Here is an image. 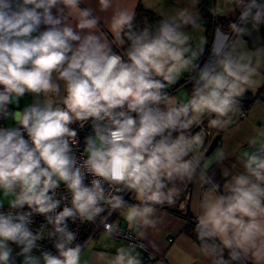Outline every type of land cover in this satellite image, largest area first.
I'll list each match as a JSON object with an SVG mask.
<instances>
[{"label": "clouds", "instance_id": "obj_1", "mask_svg": "<svg viewBox=\"0 0 264 264\" xmlns=\"http://www.w3.org/2000/svg\"><path fill=\"white\" fill-rule=\"evenodd\" d=\"M82 2L0 0V118L10 114L16 125L0 127V192L14 197L8 210L0 202V264H16L18 257L21 264H81L82 245L74 244L77 234L67 221L95 222L105 205L127 207L129 226L143 236V229L156 226L155 206L174 204L177 182H193L198 174L203 190L194 232L201 252L213 264H264V143L249 140L255 151L238 161L242 173L222 170L221 194L201 166L204 136L191 132L206 115L214 117L208 121L213 128L232 124L238 98L259 86L254 78L264 48L238 51L217 29L211 57L198 68L204 47L192 51L185 29L199 27V17L188 9L142 29L135 27L134 11L116 9L107 24L110 42L99 31L100 16ZM232 3L226 11L241 9L240 24H264V3ZM112 7L113 0H98L99 12ZM230 28L239 37L248 32L237 23ZM125 43L122 53L113 48ZM190 68L198 69L191 96L177 102L166 89ZM27 94L33 103L10 111ZM74 124L91 128L82 162ZM226 159L219 153L221 163ZM110 190L133 191L139 203L128 205ZM34 214L45 221L36 231ZM104 220L108 235L117 231ZM46 238L55 253L42 246ZM136 247L117 248L109 264H141Z\"/></svg>", "mask_w": 264, "mask_h": 264}, {"label": "crops", "instance_id": "obj_2", "mask_svg": "<svg viewBox=\"0 0 264 264\" xmlns=\"http://www.w3.org/2000/svg\"><path fill=\"white\" fill-rule=\"evenodd\" d=\"M139 4L153 10L162 18L176 16L177 12L183 8L198 15L199 27L189 26L185 31L192 38V51H197L201 46L204 47L203 53L206 55V59L203 61V66L211 57V46L217 29L227 33L235 41L238 51H254L264 48V24L259 25L258 29L253 28L251 21L247 24H240L238 17L241 9L237 8L233 13L226 11V9L234 7L232 0H113V7L107 12H99L98 0H83L81 7H91L94 14L100 16L99 31L107 33L111 42L112 35L107 24L113 11L127 9L135 12ZM213 9H217L222 14L214 16ZM230 23H237L238 26L245 27L248 30L247 34L242 37L236 36L230 28ZM261 57L264 59V54H261ZM188 70H185L178 78L176 85L187 75ZM254 79L259 82V86L254 90H246L243 97L238 98L241 103L237 106L238 111L230 114L233 122L226 130L211 127L208 121L214 117L207 115L203 117L202 122H199L204 127L203 131L195 129L199 123L191 130L193 135L198 132L204 136L205 145L202 149L201 166L208 171L207 174L212 177L213 182L220 184L221 194H225L223 192L225 178L222 175V170L228 168L233 173H242L243 168L238 161L244 158L245 153L255 151V148L249 146V140L257 138L260 143H264V63L261 65L260 75ZM192 85L193 82L177 89L171 95L172 99L177 102H186L191 96ZM170 86L172 85H169L168 88ZM248 100H251L250 104L244 106ZM32 103L33 96L27 94L20 99L18 104L9 105V109L10 111L23 110ZM4 122L9 128L15 123L10 114L4 118ZM221 152L227 157L222 163L218 160ZM198 179L199 174L193 182H183V184H187V188L185 190L179 188V196L174 205L155 206L156 212L153 218L157 221L156 226L143 229L144 235L138 236L147 250L144 251L140 247L135 248L134 254H139L141 264H213L214 258L205 256L201 252L200 246L185 232L188 222L171 211H186L191 217L192 223L196 225L195 212L199 211L198 203L203 190L199 187ZM207 187L208 185H204V188ZM115 224L119 228L129 226L127 220L124 223ZM132 228L137 233V228ZM100 234L104 237L97 238L95 235L83 245L81 264H109L110 258L115 255L117 248L128 247L123 242L113 241L107 234ZM100 253L105 255L101 257ZM144 257L150 263H147ZM21 259L18 257L16 264H21ZM41 264H43L42 261ZM248 264H252V262L248 261Z\"/></svg>", "mask_w": 264, "mask_h": 264}, {"label": "built area", "instance_id": "obj_3", "mask_svg": "<svg viewBox=\"0 0 264 264\" xmlns=\"http://www.w3.org/2000/svg\"><path fill=\"white\" fill-rule=\"evenodd\" d=\"M114 49L119 51V52H123L120 48L116 49L115 45H114ZM206 59V55L204 53H202V55L200 56V58L198 59V61L196 62V64L198 65V68H202L203 66V61ZM198 71V69H189L188 73L186 76H184L179 84H174L172 86H170L169 88H167L166 90L168 91L169 95L171 96L177 89H179L180 87H184L188 84H190L191 82H193L196 78V72ZM15 123L12 127H15ZM0 127H7L5 122H4V118H0ZM72 127L74 129L77 130L78 132V137L77 139V143L74 144V149L77 152V157L79 162H82V159H86V152H84V139L87 135H89L91 133V128L89 125H86L83 129H80L78 127L77 124L72 125ZM195 129L198 130H204V127L201 123H199ZM173 135H176V133H173ZM80 153H82V159H80ZM89 181H86V183H89L91 180V177H87L86 178ZM107 185H106V191H107ZM181 190H185L187 188V184H180L179 187ZM112 194L115 193L114 190H110ZM60 195H64L65 191L63 188V185H61V188L58 190ZM131 191H125L123 192L122 196L123 199L130 193ZM107 194V193H106ZM4 210H8V207H4ZM25 210H27V206H25ZM110 214V215H109ZM115 214V210H113L110 206L105 205V212L101 213L100 217H98L96 219L95 222H81L79 220H77L75 223H73L71 220H68V226L70 228V230H72L73 232H75L77 234V238L76 241H74L75 243H79L82 245L85 244V242H87L89 239H91L93 236L97 235V234H107L103 228V224L105 223L104 217H107V222L111 223L113 225L116 226L115 222L112 220L113 216ZM33 224L31 225V227L33 228L34 231L39 230L40 225L44 224V217L40 214H34L33 217ZM49 228L51 226H48ZM117 231L114 232L112 235H108L113 241H118V242H123L125 244L129 245H136L137 247H140V245H143L144 247H140L142 250L146 251L147 248L146 246L140 241L138 234L133 230L132 227L127 226L125 228H119L118 226H116ZM45 231H47V229H45ZM42 246H45L47 249L52 250L55 253V249L53 248L51 242L49 240H47V238L41 242ZM13 247L15 248V246L13 245ZM18 250V249H17ZM38 254V253H37ZM145 261L147 263H150V261L144 257Z\"/></svg>", "mask_w": 264, "mask_h": 264}, {"label": "trees", "instance_id": "obj_4", "mask_svg": "<svg viewBox=\"0 0 264 264\" xmlns=\"http://www.w3.org/2000/svg\"><path fill=\"white\" fill-rule=\"evenodd\" d=\"M257 2L258 3H264V0H257ZM161 19H163V18L160 17L158 14H156L153 10L144 7L142 4H139L137 6V8H136V11H135L134 24H135V27L137 29H142L143 27H145L147 25H150L152 28H155ZM127 46H128L127 43H125V45H123L120 49L122 51H124L127 48ZM250 102H251V100H248L247 103H245L244 106L249 105ZM122 194H123V192H121V193L115 192L113 195H122ZM127 198L128 197L126 196L124 198V200L126 201ZM171 211L174 212L175 214L179 215L185 221L188 222V225H187V228H186L185 232L188 234V236L196 244H198L200 246V241L197 239L196 233L194 232L195 225L192 223L191 217L188 215V213L186 211H184V212L177 211V210H171ZM225 258L227 259V253H225Z\"/></svg>", "mask_w": 264, "mask_h": 264}, {"label": "rangeland", "instance_id": "obj_5", "mask_svg": "<svg viewBox=\"0 0 264 264\" xmlns=\"http://www.w3.org/2000/svg\"><path fill=\"white\" fill-rule=\"evenodd\" d=\"M86 156H87V153H86ZM180 184H181V182H177V184H176V187H177L178 189H179ZM170 186H171V185H170ZM178 196H179V191H178V193H177V195H176V197H175V202H176V199H177ZM12 198H14V197H11V196L5 197L4 194H3V192H0V202L3 203L4 207H8V202H9V200L12 199ZM126 202H127L128 205L138 204L139 201L136 199V193L133 192V191H131V192L128 194V198H127ZM174 204H175V203H174ZM174 204H172V205H174ZM167 205H168V204H167ZM168 206H170V205H168ZM126 209H127V207H125V208H120V209H116V210H115V214H114L112 220H113L115 223H119V224H120V223H124V222L126 221V218H125V215H124V213H126V212H125ZM99 235H100V236H99ZM99 235L97 234V238H98V237H100V238L104 237V236H101V234H99Z\"/></svg>", "mask_w": 264, "mask_h": 264}]
</instances>
